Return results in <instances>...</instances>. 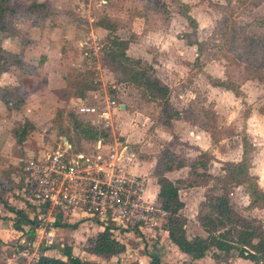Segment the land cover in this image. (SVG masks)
I'll list each match as a JSON object with an SVG mask.
<instances>
[{"label":"rangeland","instance_id":"374dc122","mask_svg":"<svg viewBox=\"0 0 264 264\" xmlns=\"http://www.w3.org/2000/svg\"><path fill=\"white\" fill-rule=\"evenodd\" d=\"M44 1L54 15L42 22V27H35L39 30L29 22H16L21 26L18 37L27 31L32 37L26 49L27 56L37 62L36 68L40 71L33 74L35 77L24 76L22 94L29 99L19 110L0 109V178L9 176L17 181L21 160L50 150L52 144L58 143L59 135L52 120L61 108L65 110L64 125L72 127L68 114L72 112L85 126L94 127L91 124L97 123L98 118L79 113V107L111 98L114 109L111 125L103 128L108 131L105 141L126 144L128 168L148 181V192H152L151 188L157 190L161 174L178 181L179 196L185 204L181 213L188 218V237L206 235L199 224V215L202 208L207 210L202 204L206 195L211 194L210 187L214 182L199 185L189 174L188 165L163 171L161 164L164 165L167 159L165 150L172 151L173 161L169 163L173 164L180 161L190 164L201 156L205 166L199 170L218 176L223 174L224 162L241 158L242 137L245 136L253 145L250 172L257 176L264 190V113L259 111L264 107V80L259 79L258 73H262L254 70L260 59L254 62L241 40L236 45L230 39L231 29L243 32L248 38L264 36V0H181L188 4V13L196 20L195 27L190 25L175 0ZM103 21L115 29L97 24ZM11 34L0 30L1 76L5 73V76L13 77V72H18L17 47L13 43L4 45L5 37ZM111 36L129 42L125 52L130 62H122L123 69L107 57L112 46ZM250 61L254 62L253 72L246 70ZM124 68L127 69L125 73ZM54 70L59 74H80L95 87L85 89V95L80 99L72 98L67 104L57 103L46 88L51 81L49 72ZM141 70L169 88L171 109L178 112L172 114L170 127L163 124L160 104L144 97L141 81L123 80ZM208 76L234 83L242 94L236 96L231 89L213 86ZM35 85L42 93L35 90L37 95L34 97ZM24 121L31 122L34 127L23 142L14 143L16 139L10 131ZM206 127L213 130L215 139ZM200 130L205 132V141L209 140L204 143L207 148H200L192 138ZM80 137L76 131L71 132V140L77 145L82 142V148L90 152L94 141L87 142ZM109 150L110 146L104 144L97 152L103 156ZM229 191L232 209L264 227V208H249L245 187L231 186ZM215 192L217 190L212 193ZM14 193L19 196L15 197ZM23 196V191L14 190L3 195L8 206L0 202V258L6 264H16L22 245L19 231L14 226L17 217L8 208L12 204L26 208ZM155 203L161 208V199L157 197ZM166 216L167 213H158L151 228L134 231L116 217L98 222L73 209L64 214L63 225L54 226L58 231L48 253L63 257L64 245H70L73 254L99 264H151L149 254L152 252L159 255L161 264H255L240 257L235 249L226 255L211 248L202 259L192 260L166 237L161 228ZM105 227L118 233V239L128 240L126 252L110 259L86 254L83 251L85 242Z\"/></svg>","mask_w":264,"mask_h":264},{"label":"trees","instance_id":"16d2710c","mask_svg":"<svg viewBox=\"0 0 264 264\" xmlns=\"http://www.w3.org/2000/svg\"><path fill=\"white\" fill-rule=\"evenodd\" d=\"M178 2L182 14L188 20L192 27H195L196 20L188 13V4L181 1ZM54 13L51 10L47 1L38 0H21L19 3L14 0H0V30L11 32L16 34L18 31L16 22L26 21L29 22L32 27H41L42 22L49 18H53ZM99 26L109 27L108 29H115L114 26L104 24L103 22L97 23ZM112 46L108 50L107 57L112 62L117 64V67L123 69L122 62H130V58L126 54L125 50L128 47V41L111 36ZM231 43L241 42V45L247 47V52L254 58V62L258 64L254 68L255 71L262 73L259 74V79L264 80V36L255 39L254 37L248 38L246 34L236 29L230 31ZM29 43L26 38H21L20 52L18 53L17 68L22 74H35L37 72L36 66L27 63L23 60V52L25 45ZM201 50L198 44V51ZM254 62H248L246 70H250L254 67ZM126 68H124V73ZM253 72V71H252ZM213 86L223 87L231 89L236 96L242 94L240 87L236 86L230 81L220 79L218 77L208 76ZM80 74L66 73L64 76L65 86L53 90L54 94L61 100L68 102L72 97H84L85 89H94L91 81H87ZM141 81L140 87L144 91V97L151 101H156L162 108L163 124L171 126L172 114H178L177 111L171 109L169 101V88L165 84H161L157 78L150 77L144 70L136 72L130 78H124L128 82H134V80ZM94 84V83H93ZM144 85V86H143ZM145 87V88H144ZM23 88L21 84L15 86L4 87L0 86V102L7 109L19 110L25 103V97L22 94ZM64 108L55 115L52 122L57 130L58 137L65 136L75 151H79L82 148V142L78 145L71 140V132L76 131L81 134V139L94 143L102 139L104 142L108 138L106 129H98L95 127L85 126V123L77 118L72 112H69L73 125L66 126L63 124V112ZM259 111L264 113V107H260ZM249 113V112H248ZM248 113L246 116L248 117ZM33 124L29 121H24L23 124H19L17 127H13L11 130L12 135L16 139V143L23 142L28 132L33 129ZM210 132L213 139V130L209 127L205 128ZM80 138H77L79 141ZM55 144H52V148ZM242 155L238 161H226L221 168L223 174L214 176L206 171H200L199 167H204L205 164L200 159L201 156L192 161L190 164H186L183 161L176 162V164L169 163L173 161L172 151L165 150L167 159L162 165L163 171H170L174 168H181L186 165L190 167L189 174L193 179L197 181L199 185H207L209 181H213L211 191L217 192L206 195V200L202 204L205 207L200 211L199 224L205 236L194 235L188 237L186 231L187 219L181 213V209L184 207V202L179 196L178 181H173L164 175L158 177V198L161 199V208L166 211L167 216L164 224L161 226L162 230L167 233V238L171 244L176 246L182 253L188 255L192 260L202 259L211 248H216L228 255L232 249H235L240 257L249 260L255 264H264V227L261 223L256 224L255 219H247L234 211L229 203V188L231 186L243 185L249 196V208H264V190L258 183V178L250 172L251 168V155L253 145L248 142L245 136L242 137ZM26 161L21 160L19 165V179L15 181L12 177L4 176L0 178V202L4 206H8V203L3 200V195L12 192L14 190L24 191V167ZM219 191V192H218ZM15 197L19 196V193H14ZM23 204L27 207L24 208L12 204L8 209L14 211L15 228L22 232L23 240H32L34 237L35 224L39 222V217L44 213V206L37 207L30 204L23 196ZM62 216L59 215L55 218V225H63ZM23 244L19 247L20 251L23 248ZM17 249V248H16ZM126 249L124 242L119 240L110 227H105L103 230L95 233L89 238L84 246L83 251L85 253L96 255L104 259H110L113 256L122 254ZM63 258L40 254L35 264H99L95 260H90L84 257L77 256L72 253L70 245H64L62 249ZM151 258V264H161V260L158 254L152 252L149 254ZM0 264H6L1 260Z\"/></svg>","mask_w":264,"mask_h":264},{"label":"built area","instance_id":"2783aa9c","mask_svg":"<svg viewBox=\"0 0 264 264\" xmlns=\"http://www.w3.org/2000/svg\"><path fill=\"white\" fill-rule=\"evenodd\" d=\"M114 101L105 98L97 104L79 107V113L96 116L94 127L107 128L112 117ZM58 137L50 150L29 156L24 167V198L44 213L38 218L32 240H22L16 264H35L38 247L51 238L55 218L77 209L100 222L118 218L136 230H148L158 213H166L156 206V195L148 192V181L129 170L127 146L116 140H97L93 149L75 151L73 145ZM110 150L100 155L103 145ZM118 235V233H115ZM48 242V241H45Z\"/></svg>","mask_w":264,"mask_h":264},{"label":"crops","instance_id":"0c3cea01","mask_svg":"<svg viewBox=\"0 0 264 264\" xmlns=\"http://www.w3.org/2000/svg\"><path fill=\"white\" fill-rule=\"evenodd\" d=\"M39 1V0H38ZM21 23H22V21H21ZM16 25H17V28H18V30L21 28V26H19L17 23H16ZM42 27V26H41ZM33 28H35V27H33ZM35 29H37V30H39V28H35ZM28 31L26 32V34H23L22 36H19L18 37V35H17V33L16 34H11V35H8V36H6L5 37V39H4V45L7 43H13L16 47H17V51H18V53L20 52V42H21V38L23 37V38H26L27 40H32V37L31 36H29L28 34ZM18 38V40H16ZM16 41H17V45H16ZM28 45L29 44H27V45H25V48H24V52H23V60L24 61H26L27 63H29V64H32V65H34V66H36V67H38L37 66V62L36 61H33V60H31L30 58H28V56H27V48H28ZM16 48L14 47V50H15ZM53 59V58H52ZM60 59L61 60H63V57H61L60 56ZM60 60V61H61ZM46 63H49L48 62V60H46ZM50 67H52V66H50ZM49 68V66L47 67V69ZM18 69V68H17ZM38 69V68H37ZM50 69H53V68H50ZM38 72L40 71V69L39 70H37ZM47 71V70H46ZM50 72H52V73H50ZM49 72V78L51 79V81L49 82V85H47L46 86V88H48V94H50L51 96H53V99L57 102V103H60V104H62V103H69L70 102V100L72 99V98H79L80 99V97H72V98H70L69 99V101L68 102H65L64 100H61V99H59L55 94H54V92H53V90H55V89H58V88H62V87H64L65 86V80H64V76H65V74L67 73H60L59 74V72H55V70L54 71H50ZM26 75H30V76H34L35 77V75H33V74H22L20 71H19V69H18V72H13V77H10V76H5V73H3V75L1 76L0 75V86H4V87H9V86H15V85H17V84H21L22 85V88H24V76H26ZM37 75H39V74H37ZM10 78H13V80L12 79H10ZM47 84H48V82H47ZM38 86L37 85H35L34 87H33V92H32V95H34V97L37 95V91H39V92H41V88H37ZM35 90H37V91H35ZM42 93V92H41ZM40 93V94H41ZM39 94V95H40ZM29 98H26L25 99V101H27ZM39 104V103H38ZM40 105V104H39ZM0 109L1 110H6L7 111V109H6V107L2 104V102H0ZM249 119H251V115H250V117H249ZM251 123V122H250ZM195 129H198V128H195ZM11 130V129H10ZM9 130V131H10ZM11 132V131H10ZM8 134L10 135V133L8 132ZM197 137H200L199 139L197 138ZM195 141H196V143L198 144V146L200 147V148H207L208 147V145H205L204 143L205 142H208L209 140H206L205 141V139H206V135H205V132L203 131V130H200V131H198V132H196L195 133V137H192ZM14 143H16V142H14ZM0 144H2L1 142H0ZM205 145V146H204ZM209 145H210V143H209ZM158 186V185H157ZM158 190H159V186H158V188H157V190L154 188H151V191H152V193L153 194H155L156 195V198L158 197L157 196V194H158ZM37 224V223H36ZM36 224H35V227H36ZM55 226H59V225H55ZM34 231H35V228H34ZM57 231H58V228L57 227H54V228H52L51 230H50V233L52 234V236H51V238H47V239H45V241H48V242H45L44 240L42 241V243L39 245V247H38V249L39 248H41L42 246V249H40V252H39V256H40V254H45V255H49V256H54V257H58V255H54V254H49L48 253V251H50V249L48 248V247H50L53 243H54V241H55V236L57 235ZM165 235L167 236V233L165 232ZM19 236L21 237V241L23 240V234H22V232H19ZM122 238H124V237H122ZM128 239V238H127ZM119 240H121L122 242H124V244H125V246H126V242L128 241H123V239H119ZM126 240V239H125ZM48 248V249H47ZM127 248V247H126ZM52 249V248H51ZM124 252H126V249H125V251ZM123 252V253H124ZM122 253V254H123ZM86 254H88V253H86ZM89 255H91V254H89ZM121 255V254H120ZM114 257V256H113ZM60 258H63V257H60ZM14 258H11L10 260H13ZM98 262V261H97Z\"/></svg>","mask_w":264,"mask_h":264},{"label":"water","instance_id":"95a60500","mask_svg":"<svg viewBox=\"0 0 264 264\" xmlns=\"http://www.w3.org/2000/svg\"><path fill=\"white\" fill-rule=\"evenodd\" d=\"M121 107L123 108V107H124V105H121ZM62 139H64V140H65V137H62Z\"/></svg>","mask_w":264,"mask_h":264}]
</instances>
